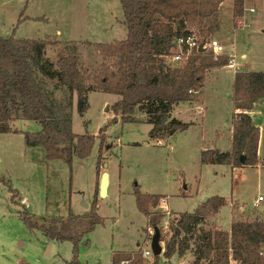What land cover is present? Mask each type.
Masks as SVG:
<instances>
[{
	"label": "rangeland",
	"instance_id": "obj_1",
	"mask_svg": "<svg viewBox=\"0 0 264 264\" xmlns=\"http://www.w3.org/2000/svg\"><path fill=\"white\" fill-rule=\"evenodd\" d=\"M220 9L219 29L212 37L221 43L224 53L234 54V66L210 68L200 98L174 105L172 117L190 123L185 129L152 138L148 135L151 126L141 111H133L134 121H122L111 109L119 96L93 90L87 93L88 107L83 115L76 111L75 96L71 110L72 131L94 135L85 157L73 151L69 163L46 159L43 147L25 138L26 132L41 129L34 120L17 119L11 125L13 131L0 133V264H69L74 253L72 243L51 240L40 230L29 229L21 219L22 208L39 219L58 217L83 213L93 200L102 222L78 246L81 263L110 264L116 250L140 247L151 251L154 232L147 228L146 217L136 207L135 184L142 193L164 198L152 208L161 211L165 205L170 213L161 218L162 233H167L168 220L175 214L192 212L213 195L225 197L227 202L207 218L205 227L227 230L232 219L264 220V165L200 161L202 149H230L233 71L242 66L248 70L264 68V0H245V6L243 1L237 19L231 18L226 3ZM126 33L119 0H0V36L55 40L59 44L45 50L52 61L63 45L74 44L80 66L90 76L102 62L93 44L121 40ZM61 96L58 92L57 97ZM252 119L261 127L257 156L262 161L264 100L253 108ZM101 128L106 148L97 162L96 135ZM102 172L109 179L104 196H100L98 187L95 192ZM259 195L263 200L253 207ZM160 245L156 264L192 263L189 251L165 257L164 243ZM153 257L151 251L148 263Z\"/></svg>",
	"mask_w": 264,
	"mask_h": 264
},
{
	"label": "trees",
	"instance_id": "obj_2",
	"mask_svg": "<svg viewBox=\"0 0 264 264\" xmlns=\"http://www.w3.org/2000/svg\"><path fill=\"white\" fill-rule=\"evenodd\" d=\"M222 1L119 0L126 37L93 44L102 62L92 76L80 66L78 47L74 44L63 45L52 61L45 50L59 44L55 40L0 36V133L13 131L11 125L17 119L34 120L41 129L26 132L25 138L28 143L41 145L46 159L69 163L73 151L85 157L94 135L72 131L71 110L75 96L76 111L83 115L88 107L87 93L93 90L119 96L111 109L122 121H134L133 111H141L144 121L151 126L148 135L152 138L185 129L190 123L172 117L174 105L198 100L205 73L212 67L229 64V57L223 54L213 59L208 50H193L179 64L169 62L168 57L174 50L175 39L189 34L190 29L206 38L219 29ZM233 5L232 17L237 19L243 0H234ZM58 92L62 93L61 97H57ZM262 100L264 70H235L230 149H202V163L253 166L260 162L264 165V159L261 161L257 156L259 129L250 115ZM112 121H116L115 116ZM103 130L99 129L96 135L97 162L106 148ZM240 155H244L243 162L239 161ZM96 175L99 176L98 170ZM97 187L96 184L95 192ZM134 197L137 209L146 217L147 228L153 232L158 230L165 257L189 251L191 264H230V261L264 264V220L232 219L229 230L205 227L207 218L226 204L225 197H207L192 212L175 214L168 220L167 233H162L161 226L165 211L152 210L164 198L142 193L136 184ZM20 215L29 229H38L51 240L71 242L74 253L69 264H83L77 259V248L85 235L102 222L95 200L80 214L39 219L23 207ZM156 257L148 263L140 247L133 251L116 250L111 254L110 264H156Z\"/></svg>",
	"mask_w": 264,
	"mask_h": 264
},
{
	"label": "built area",
	"instance_id": "obj_3",
	"mask_svg": "<svg viewBox=\"0 0 264 264\" xmlns=\"http://www.w3.org/2000/svg\"><path fill=\"white\" fill-rule=\"evenodd\" d=\"M250 11L253 8H249ZM190 33L185 36H180L175 39V47L172 54L168 57L169 62L179 64L184 62L187 57L191 54L193 50H197L199 45H202L204 50H208L211 52L213 59H216L219 55L225 54L223 52V46L217 40H215L212 36L200 37L197 33L193 30H189ZM198 51V50H197ZM228 55V54H227ZM229 57V64L225 66H234V54L228 55ZM263 200V197L259 195L254 201L252 202L253 207H257L259 203ZM163 210L165 213L169 214L167 207L164 205ZM151 254V251L148 249L142 248V256L148 258Z\"/></svg>",
	"mask_w": 264,
	"mask_h": 264
},
{
	"label": "water",
	"instance_id": "obj_4",
	"mask_svg": "<svg viewBox=\"0 0 264 264\" xmlns=\"http://www.w3.org/2000/svg\"><path fill=\"white\" fill-rule=\"evenodd\" d=\"M197 50L202 51L204 50V48H202V45H199ZM243 160H244V155H240L239 161L243 162ZM107 186H108V174L106 172H102L98 181V190L100 196H104L106 194ZM151 251L154 256L158 255L162 251V247L159 241L158 230H154V233L151 237Z\"/></svg>",
	"mask_w": 264,
	"mask_h": 264
},
{
	"label": "crops",
	"instance_id": "obj_5",
	"mask_svg": "<svg viewBox=\"0 0 264 264\" xmlns=\"http://www.w3.org/2000/svg\"><path fill=\"white\" fill-rule=\"evenodd\" d=\"M244 1V6H245V0H243ZM228 2H230V3H228ZM226 3V5H228L229 6V8H230V11H231V18H232V0H225V1H223L221 4H220V7L223 5V4H225ZM220 7H219V9H220ZM246 8V7H245ZM249 8H252V7H249ZM248 8V9H249ZM221 10V9H220ZM250 11V10H249ZM225 54H228V53H225ZM229 55V54H228ZM240 68H242V69H249V68H246V67H244V66H242V67H240ZM252 69V68H251ZM250 69V70H251ZM258 69V68H257ZM257 69H252V70H257ZM262 70H264V68L262 69ZM234 72V71H233ZM252 111H253V109L250 111V115H251V117H252ZM252 121H253V119H252ZM254 123V122H253ZM257 127H258V129H259V138H258V147H259V144H260V137H261V127H260V125H259V123H254ZM230 137H231V134H230ZM108 183H109V179H108ZM231 223V222H230ZM230 227V226H229ZM224 230H226V229H224ZM227 230H229V229H227ZM234 264V263H233Z\"/></svg>",
	"mask_w": 264,
	"mask_h": 264
}]
</instances>
